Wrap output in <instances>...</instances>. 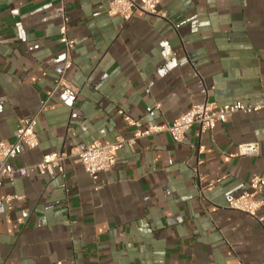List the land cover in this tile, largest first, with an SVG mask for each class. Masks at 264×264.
Here are the masks:
<instances>
[{
	"label": "crops",
	"instance_id": "crops-1",
	"mask_svg": "<svg viewBox=\"0 0 264 264\" xmlns=\"http://www.w3.org/2000/svg\"><path fill=\"white\" fill-rule=\"evenodd\" d=\"M110 1L64 0L75 49L48 98L66 60L60 0H0V142L37 118L39 145L15 167L130 139L124 116L141 130L171 123L202 100L195 74L210 102L262 109L211 132L193 126L182 144L138 138L98 191L74 156L54 179L3 180L0 264H264V205L261 224L228 209L264 178V0H161L165 19L128 21L107 15ZM251 143L257 155L240 156Z\"/></svg>",
	"mask_w": 264,
	"mask_h": 264
},
{
	"label": "built area",
	"instance_id": "built-area-1",
	"mask_svg": "<svg viewBox=\"0 0 264 264\" xmlns=\"http://www.w3.org/2000/svg\"><path fill=\"white\" fill-rule=\"evenodd\" d=\"M161 0H111L107 7L109 17H118L122 21L130 20L135 13L148 15L165 19L163 12L158 11ZM60 15L58 27V44L61 45L66 53V60L62 67L55 69L58 79L54 83V88L47 93L48 98L53 91L61 86H65L62 75L72 67L71 53L75 49V40L68 35V16L65 11L64 0H60V6L56 10ZM95 13L94 16H99ZM198 79V91L202 100L193 104L185 113L179 115L171 123L159 126H148L145 130L140 129V124L133 121L127 116L124 120L127 125L135 127V133L130 139L117 138L114 143L94 142L85 150L71 151L70 153L52 152L44 155L41 160L35 164L26 167H15L18 157L25 151L35 150L39 141L35 131L37 118L31 117L20 121L19 129L15 132V140L12 143L0 142V185L3 180L12 182L14 178H26L33 174L41 177L54 179L64 173L66 161L74 156L83 168V171L96 184L95 191L100 189L97 185L99 175L110 172L117 163V154L124 146L132 147L138 138L148 136L152 133H167L173 142L182 144L186 133L193 127L197 126L200 133L211 132L215 126L220 123L224 124L231 115L240 113L251 115L258 113L262 109L260 104H244L235 102L225 105H216L209 101L208 88L204 82L195 74ZM258 144H243L238 147L240 156H255L258 153ZM196 174L197 170L194 168ZM63 188V186H60ZM249 193L230 201L228 209L245 214L261 224L263 218L259 217L258 212L264 205V178L255 176L249 181ZM14 197H8L6 200L11 201Z\"/></svg>",
	"mask_w": 264,
	"mask_h": 264
}]
</instances>
